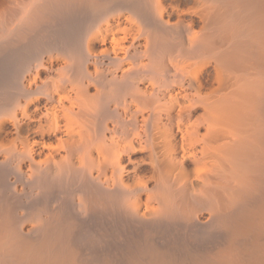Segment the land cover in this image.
<instances>
[{
    "label": "bare ground",
    "instance_id": "bare-ground-1",
    "mask_svg": "<svg viewBox=\"0 0 264 264\" xmlns=\"http://www.w3.org/2000/svg\"><path fill=\"white\" fill-rule=\"evenodd\" d=\"M0 264H264V0H0Z\"/></svg>",
    "mask_w": 264,
    "mask_h": 264
}]
</instances>
